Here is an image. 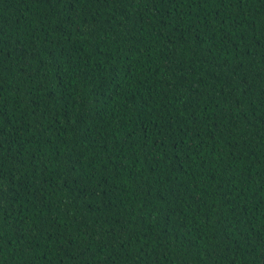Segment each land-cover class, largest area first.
<instances>
[{
	"label": "trees",
	"instance_id": "16d2710c",
	"mask_svg": "<svg viewBox=\"0 0 264 264\" xmlns=\"http://www.w3.org/2000/svg\"><path fill=\"white\" fill-rule=\"evenodd\" d=\"M0 264H264V0H0Z\"/></svg>",
	"mask_w": 264,
	"mask_h": 264
}]
</instances>
